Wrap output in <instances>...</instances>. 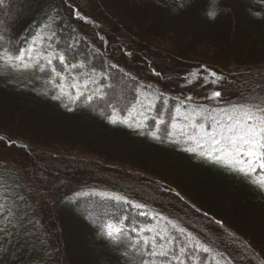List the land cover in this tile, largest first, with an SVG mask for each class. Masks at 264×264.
Listing matches in <instances>:
<instances>
[{"label":"trees","instance_id":"trees-1","mask_svg":"<svg viewBox=\"0 0 264 264\" xmlns=\"http://www.w3.org/2000/svg\"><path fill=\"white\" fill-rule=\"evenodd\" d=\"M5 5L0 20L11 26L20 47L37 40L35 47L43 48L47 39L41 30H54L60 46L78 42L80 51L98 53L89 68L115 64L110 70L132 78L130 88L133 83L150 85L149 92L161 94L169 106L188 94L166 85L205 69L229 82L219 98L221 106L264 93L255 88V83L264 85V0H219L214 20L205 15L209 0H192L188 6L185 0H5ZM41 64L43 72L39 66L13 71L0 65V148L20 153L0 155V183L15 181L28 212L39 222L34 232L29 233L28 225L7 246L10 254L0 257L3 264H139L141 258L126 246L109 247L98 235L106 236L107 223L119 226L109 218L114 209L164 228L165 221L148 220L160 213L223 252L231 264H264V192L230 169L182 151L194 143L155 141L109 123L112 110L103 101H93L95 110L82 106L87 92L75 103L68 95L52 99L60 94L56 85L61 80L56 77L53 84L50 67L43 60ZM53 64L63 71L58 60ZM72 74L64 73V92L74 97ZM128 100L118 106L117 119L135 122L142 119V105L160 103L143 90L138 100L131 95ZM154 114L147 113L150 126ZM185 123L181 119L171 131L178 133ZM117 197L129 205L117 207ZM168 230L178 235L171 226ZM217 262L224 264L219 256L210 264Z\"/></svg>","mask_w":264,"mask_h":264},{"label":"snow or ice","instance_id":"snow-or-ice-1","mask_svg":"<svg viewBox=\"0 0 264 264\" xmlns=\"http://www.w3.org/2000/svg\"><path fill=\"white\" fill-rule=\"evenodd\" d=\"M191 2L192 0H185L184 6L190 5ZM209 3L210 7L205 10V15L214 20L220 11L219 0H209ZM5 6V0H0V8ZM75 16L81 18L79 12H76ZM50 27V24L44 25V28L50 29ZM41 35L47 39V44L43 48L35 47L37 40H33L27 48H22L19 46V41L13 37L11 26H5L0 20V65L6 64L13 71H25L39 66V71L43 72L45 71L44 65L41 64L43 60L50 67L51 82L55 84L56 77L61 80V83L56 85L60 94L54 95L52 99H60L61 96L68 95L75 103L87 92L89 94L85 97L82 106H93L95 110L93 101L96 99L103 101L105 107L112 110V114L106 117L109 123L123 124L134 131H139L141 136L147 135L155 141L172 144L183 142L185 145L194 143L195 147H184L182 151L195 153L207 162L226 167L237 174L238 178L253 185L256 190L264 192V93H257L242 102H229L221 106L219 98L229 82L222 74L205 69L203 73H189L184 78L186 85H191L194 81L189 77L196 76L202 81L199 87L206 89L205 95L202 97L187 95L169 106L168 100L161 94L155 91L149 92L150 85L133 83V87L130 88L129 83L133 82L132 78L126 79L127 74L114 73L110 70L117 68L115 64L102 63L99 68L94 65L89 68L88 65L92 64L98 53L89 55L80 51L78 42H68L60 46L61 38L54 30L45 33L42 29ZM127 54L131 55L130 52ZM54 60H58L63 66V71L56 68L53 64ZM76 69L79 71L72 74V70ZM65 72L72 74L71 87L76 90L74 97L71 93L64 92ZM109 80L113 83H101ZM90 85L94 87L90 88ZM106 88L109 89L108 92L105 91ZM255 88H264V85L255 83ZM141 90L155 96L160 101L159 106L151 101L142 105V110L138 113L142 119L135 122L128 118L117 119L116 113L121 101L131 103L128 100L130 95L138 100ZM198 101H212L213 104L208 106ZM63 106L67 107V105ZM68 110L73 109L68 108ZM150 112L155 113L150 117L154 121L153 126L147 123L149 119L147 113ZM181 112L185 113L183 117L178 115ZM100 114L105 115L102 108ZM181 119L186 123L180 127L178 133H173L171 129H175ZM149 127L152 130L146 133L144 130ZM18 187L15 181L12 185L0 183V257L10 254L7 246L12 244L22 229L31 225L28 229L31 234L39 223L28 212L25 197L17 190ZM115 204L117 207L121 204L129 205V201L127 199L122 201L117 197ZM131 207L135 208L137 205L133 203ZM139 207L145 206L139 205ZM196 211L198 212L199 209ZM139 215L148 214L140 212ZM109 218L119 226L114 227L112 223H107L104 225L107 230L106 236L100 232L98 235L108 240L109 247L126 246L135 257L141 258L139 264H194V261L210 264V261H215L217 256L224 261V264H231V260L223 252L201 243L198 238L186 233L185 229L175 221L160 213L148 217V220L165 221L164 228L153 227L143 221L129 218L126 212H117L115 209ZM215 223L223 227L220 221ZM168 226H171L178 235L172 234ZM145 232L149 235H144ZM122 254L127 257L129 251ZM0 264H3L2 260Z\"/></svg>","mask_w":264,"mask_h":264},{"label":"rangeland","instance_id":"rangeland-1","mask_svg":"<svg viewBox=\"0 0 264 264\" xmlns=\"http://www.w3.org/2000/svg\"><path fill=\"white\" fill-rule=\"evenodd\" d=\"M190 73H192V72H190ZM191 77H189V78L194 81L191 85H186L185 79H182L178 84H176L174 86H169V85H166V86H168L170 88H175L176 89L175 92H177V93H181L183 90H185V92L188 95L200 94V95L204 96L206 93V89L199 87V85L201 84L202 81L198 80L196 78V76H193L192 78ZM181 78H185V76H183ZM209 87H211V85H209ZM0 155L1 156L12 155V156L17 157L18 155H20V153L16 150H14V151H3L0 148ZM82 250H84L83 247L79 248V255L82 254V252H83Z\"/></svg>","mask_w":264,"mask_h":264}]
</instances>
